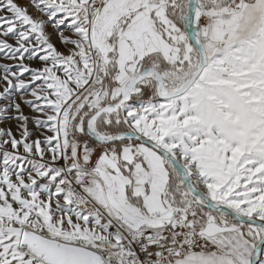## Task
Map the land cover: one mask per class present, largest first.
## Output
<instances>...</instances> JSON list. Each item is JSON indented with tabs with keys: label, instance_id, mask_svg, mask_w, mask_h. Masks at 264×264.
Instances as JSON below:
<instances>
[{
	"label": "snow or ice",
	"instance_id": "6c2138e0",
	"mask_svg": "<svg viewBox=\"0 0 264 264\" xmlns=\"http://www.w3.org/2000/svg\"><path fill=\"white\" fill-rule=\"evenodd\" d=\"M0 264H264V0H0Z\"/></svg>",
	"mask_w": 264,
	"mask_h": 264
},
{
	"label": "rangeland",
	"instance_id": "374dc122",
	"mask_svg": "<svg viewBox=\"0 0 264 264\" xmlns=\"http://www.w3.org/2000/svg\"><path fill=\"white\" fill-rule=\"evenodd\" d=\"M19 2L22 4V5H26L27 3H28V0H19ZM29 12L32 14V15H39V13H37L36 11H35V9L34 8H32V7H29ZM49 31H51V27H49ZM26 111H28V110H26ZM29 127L30 128H34V125H29Z\"/></svg>",
	"mask_w": 264,
	"mask_h": 264
}]
</instances>
